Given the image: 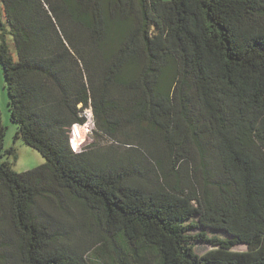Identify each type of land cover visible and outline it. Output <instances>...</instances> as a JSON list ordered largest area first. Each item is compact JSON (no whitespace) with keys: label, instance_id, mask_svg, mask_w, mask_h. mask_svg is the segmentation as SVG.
Here are the masks:
<instances>
[{"label":"trees","instance_id":"16d2710c","mask_svg":"<svg viewBox=\"0 0 264 264\" xmlns=\"http://www.w3.org/2000/svg\"><path fill=\"white\" fill-rule=\"evenodd\" d=\"M0 64V264H264V0H0Z\"/></svg>","mask_w":264,"mask_h":264},{"label":"rangeland","instance_id":"374dc122","mask_svg":"<svg viewBox=\"0 0 264 264\" xmlns=\"http://www.w3.org/2000/svg\"><path fill=\"white\" fill-rule=\"evenodd\" d=\"M9 43H10V50L12 52H15V47L9 38ZM9 94H8V88H7V82L6 78L2 69V66L0 64V112H1V117H2V122L7 128L6 136H5V146L7 148L13 147L15 149V153L17 155L16 160L13 163V167L15 171L17 172H23L29 169H33L35 167H38L46 162V159L44 156L37 151L36 149L28 146L25 144L22 139L16 138L15 135L18 131V124L13 122L10 118V110H9ZM89 123L84 126L81 129H78L79 131L77 132V141L78 144L81 145H87L88 143H91L93 141H97V144H100V147H105L104 145H114L118 146V150L122 151L125 147V145H122L123 141L125 140V137L119 135L118 138L115 139H110L106 136H99L96 135L94 132L95 130V123L94 119L92 118V113L90 112L87 114ZM72 133H73V128H72ZM79 135V136H78ZM74 139V136H73ZM74 141V140H73ZM76 144V143H74ZM72 142V146H74L75 150H81L79 148V145H74ZM7 158V157H5ZM51 213L53 216H57L61 218L62 216L60 215V211L57 206H53L50 209ZM63 218V217H62ZM63 223L65 227L71 232V237H72V246H78L79 249L82 251V254L85 255V258L88 259V244H92L98 237V230L96 228H93V232H89L86 228H80V225L73 227L70 226L67 222L70 220V218H63ZM200 230V229H199ZM198 230L197 229H192L190 233H196ZM210 235H217L221 238H227V234L223 231H215V230H209ZM195 250L199 254H204L205 252L209 251L212 249V246H210L207 243L199 242L196 241L194 242ZM92 251V255L102 257V258H107L106 255L104 254V249L101 248H96L95 244L92 248H90ZM236 250H243L245 249L244 245H236L234 247Z\"/></svg>","mask_w":264,"mask_h":264},{"label":"bare ground","instance_id":"6f19581e","mask_svg":"<svg viewBox=\"0 0 264 264\" xmlns=\"http://www.w3.org/2000/svg\"><path fill=\"white\" fill-rule=\"evenodd\" d=\"M89 123V122H88ZM84 126H80V125H76V126H74V129H73V134H74V140H75V145H77L78 144V141H77V132L79 131L78 129H81V128H83ZM80 132V131H79ZM79 136V135H78ZM79 145V144H78ZM84 146V145H83ZM81 147V145H79V148Z\"/></svg>","mask_w":264,"mask_h":264}]
</instances>
